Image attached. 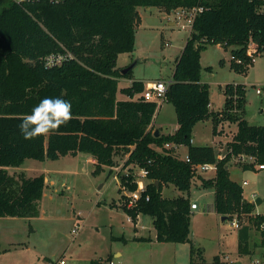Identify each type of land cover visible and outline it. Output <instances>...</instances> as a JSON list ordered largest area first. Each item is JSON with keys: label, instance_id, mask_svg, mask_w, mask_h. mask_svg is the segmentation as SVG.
<instances>
[{"label": "trees", "instance_id": "16d2710c", "mask_svg": "<svg viewBox=\"0 0 264 264\" xmlns=\"http://www.w3.org/2000/svg\"><path fill=\"white\" fill-rule=\"evenodd\" d=\"M257 0H0V216L33 217L45 188L43 174L28 176L10 172L24 158L56 159L83 152L91 155L96 174L114 164L115 155L127 154L120 175L121 193L136 189L138 168L148 170L141 198L128 208L119 205L136 220L152 217L155 239L160 242H189L191 263L205 262L202 251L189 239L191 183L194 165L216 162L212 178L201 177V185L214 190V208L221 215L245 214L249 221L240 227L238 248L247 253L252 224L264 221V214L252 216L255 204L243 197L241 184L229 174L232 154H251L264 163V125L245 118V88L241 83L224 85L222 110L209 108V89L201 82V51L210 43L230 50V67L243 71L250 58L249 42L257 54L264 53V12ZM157 7L169 12L177 7L202 6L192 31L176 58L165 100L172 103L176 129L162 133L152 129L157 105L141 98L140 80L118 86L116 67L119 53L132 51L138 7ZM65 56V61L48 70L44 57ZM231 57L239 58L236 63ZM223 63V60H220ZM118 93L126 98L118 97ZM137 94L136 98L133 96ZM45 97H61L72 104V119L59 130L32 140L24 139L19 125L24 115ZM210 118L217 133L223 121L235 122L236 130L226 144V154L216 159L214 145L191 142L192 128ZM166 142L186 147L185 154L166 148ZM254 169L252 165H241ZM172 184L183 193L162 195V186ZM148 195V200H145ZM264 235V231H261Z\"/></svg>", "mask_w": 264, "mask_h": 264}, {"label": "rangeland", "instance_id": "374dc122", "mask_svg": "<svg viewBox=\"0 0 264 264\" xmlns=\"http://www.w3.org/2000/svg\"><path fill=\"white\" fill-rule=\"evenodd\" d=\"M187 36L188 30L171 24L165 11L138 7L134 48L119 53L116 60L119 71L132 67L119 79L118 86L130 85L133 80L167 82ZM200 65L201 82L209 89L210 109L222 110L225 84L241 83L245 88V118L250 124L264 125V53L255 55L243 71H236L230 67L229 48L210 43L201 51ZM258 86L262 87L261 94L255 92ZM121 96L126 97L118 93ZM153 122V131L172 133L177 126L173 104L163 101L154 112ZM235 130V122L223 121L214 134L212 120L203 119L193 126L191 142L214 145L215 150L225 153ZM180 150L184 153V146ZM126 155L119 152L112 168L105 167L96 174L83 152L56 159L26 157L20 166L9 167L10 172L23 171L28 176L43 174L49 184L39 201L37 216H0V264H53V259L61 256L66 264H107V256L115 252L120 256L110 259L119 264H214L218 256L245 264L250 256L260 254L264 244L260 230L250 225L248 252L240 253V228L232 227L229 219L221 220L222 215L214 208V190L201 185V174L210 178L215 169L197 174L189 192L190 201L197 205L191 210L189 239L201 249L205 262L191 263L188 241H157L150 215H139L136 225L134 220L128 221L126 212L113 204L126 201V195L119 199L118 190L120 175L128 171V166L124 167ZM228 168L230 178L241 184L245 199H261L252 212L264 214V169H243L232 157ZM162 193L173 197L183 192L167 184ZM240 217L242 225L249 221L247 215ZM77 224L80 227L74 235L71 229Z\"/></svg>", "mask_w": 264, "mask_h": 264}, {"label": "built area", "instance_id": "2783aa9c", "mask_svg": "<svg viewBox=\"0 0 264 264\" xmlns=\"http://www.w3.org/2000/svg\"><path fill=\"white\" fill-rule=\"evenodd\" d=\"M258 1V10L261 12H264V0H257ZM202 6H190V7H177L169 12H166L167 20L177 26L178 28H182L185 30H188V35L192 31L193 21L195 19V16L202 11ZM52 55V54H51ZM60 55V54H58ZM246 55L250 58V61L252 62L254 60V56L257 55L255 46L252 42L248 43V46L246 48ZM49 56V55H48ZM236 63H241V60L239 58L231 57ZM167 83L160 79L157 80H150L147 81L144 85V89L141 91L140 94H138L141 98L148 101H154L157 105V108L160 107L161 103L165 101V94L167 89ZM255 92L257 94L262 93V87L258 86L255 88ZM164 147L166 148H173V150L177 153H180V147L181 145H176L175 143L166 142L164 144ZM225 153H220L216 150V159H221L224 157ZM232 158H235V160L238 163L245 164V165H252L254 169H264V163H259L256 161V158L254 155L251 154H245V153H239V154H232ZM183 158L186 161H189V157L187 154L183 155ZM195 173L196 175L201 173L202 171H206L209 169H216V162L214 163H200L194 165ZM148 175V170L144 167L138 168L135 172L134 180L136 182V189L132 191H126L123 190L124 195H126V206L128 208H131L140 198L142 195V192L144 191V188L146 186V177ZM195 175V176H196ZM243 184H247V182L244 180ZM120 186V182H119ZM254 196V193L253 195ZM145 200H148L149 196L145 195ZM197 205L194 202L190 203V209H196ZM260 213H254L252 212V216H256ZM241 215L245 214H237L233 213L230 215V217L227 216V219L230 220V225L232 227L240 228L242 226V219ZM139 216V215H138ZM128 221H133L129 216L127 218ZM242 221V222H241ZM248 223V222H247ZM246 223V224H247ZM79 224H77L73 229H71L72 234H76L79 229ZM258 230L264 231V221H261L258 224ZM262 247H264V244H262ZM256 261H259V264H264V251H261L260 254L250 256L248 259V262L245 264H255ZM64 257H61L54 261L53 264H65ZM214 264H244L239 261H233L229 259L227 256H218L215 261H213ZM107 264H119L115 262L113 259H108Z\"/></svg>", "mask_w": 264, "mask_h": 264}, {"label": "clouds", "instance_id": "9594fccd", "mask_svg": "<svg viewBox=\"0 0 264 264\" xmlns=\"http://www.w3.org/2000/svg\"><path fill=\"white\" fill-rule=\"evenodd\" d=\"M48 70L65 61L64 55L52 54L43 58ZM72 119V104L61 97H45L23 116L19 128L24 139L32 140L59 130ZM255 264H259L256 261Z\"/></svg>", "mask_w": 264, "mask_h": 264}, {"label": "crops", "instance_id": "0c3cea01", "mask_svg": "<svg viewBox=\"0 0 264 264\" xmlns=\"http://www.w3.org/2000/svg\"><path fill=\"white\" fill-rule=\"evenodd\" d=\"M171 76H172V75H171ZM120 78H121V77H120ZM120 78H119V79H120ZM170 79H171V78H170ZM170 79H169L167 82H169ZM160 80H161V79H160ZM147 81H150V80H146L145 82H143V81H142V82L145 84ZM126 86H127V85H126ZM120 98L124 99V98H126V97H122V96H121ZM153 123H154V122L152 121V124H153ZM176 124H177V123H176ZM184 148H185V152H186V147H184ZM185 152L183 153V152H181V150H180V154H181V155H184ZM78 153H81V152H78ZM78 153H77V154H78ZM77 154H76V155H77ZM86 155H87V159H88L91 163L94 164V163H95L94 158H93L91 155H89V154H86ZM126 157H127V155H126ZM105 167H107V166H105ZM105 167H104V168H105ZM112 167H113V166L108 167V168H112ZM201 177H204V176L201 174ZM212 177H214V176H212ZM212 177H210V178H212ZM204 178H206V177H204ZM48 184H49V181L45 178V187H46V188H48ZM162 188H163V186H162ZM44 191H45V188H44V190H43V194H44ZM43 194H42V196H43ZM162 195H163V193H162ZM173 197H174V196H173ZM191 202H193V201H191ZM115 203H116V202H115ZM260 203H261V202H260ZM260 203H259V204H260ZM191 210H195V209H191ZM138 219H139V218L137 217L136 220H134V221H135V222H134L135 225H136V222H137ZM115 237H116V236H115ZM115 237H114V238H115ZM261 246H262V245H261ZM262 251H264V247H262ZM118 256H120L119 252H115V253H113V254L108 255L105 261H107L108 259H110V258H112V257L115 258V257H118ZM61 257H62V256H61ZM61 257H60V258H61ZM53 258H54V256H53ZM203 258H204V257H203ZM53 260L55 261V260H57V259H53ZM204 260H205V259H204ZM54 261H53V262H54ZM65 262H66V260H65ZM199 263H200V262H199ZM65 264H66V263H65Z\"/></svg>", "mask_w": 264, "mask_h": 264}, {"label": "water", "instance_id": "95a60500", "mask_svg": "<svg viewBox=\"0 0 264 264\" xmlns=\"http://www.w3.org/2000/svg\"><path fill=\"white\" fill-rule=\"evenodd\" d=\"M131 67H132V65L129 66L127 69L122 70L121 73L127 72ZM157 134H158V130H156V135ZM260 202H261V199L260 198H256L255 201H254V204L255 205H258ZM224 219H227V216L226 215H222L221 216V220L223 221Z\"/></svg>", "mask_w": 264, "mask_h": 264}]
</instances>
